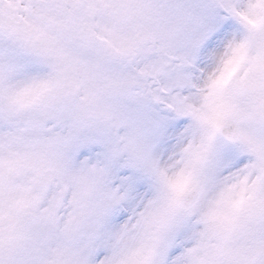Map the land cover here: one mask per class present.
I'll return each mask as SVG.
<instances>
[{
	"label": "snow or ice",
	"instance_id": "6c2138e0",
	"mask_svg": "<svg viewBox=\"0 0 264 264\" xmlns=\"http://www.w3.org/2000/svg\"><path fill=\"white\" fill-rule=\"evenodd\" d=\"M0 264H264V0H0Z\"/></svg>",
	"mask_w": 264,
	"mask_h": 264
}]
</instances>
